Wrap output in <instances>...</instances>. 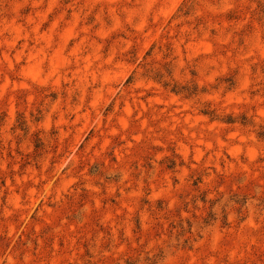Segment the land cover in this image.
Returning <instances> with one entry per match:
<instances>
[{"label":"rangeland","instance_id":"1","mask_svg":"<svg viewBox=\"0 0 264 264\" xmlns=\"http://www.w3.org/2000/svg\"><path fill=\"white\" fill-rule=\"evenodd\" d=\"M0 264H264V0H0Z\"/></svg>","mask_w":264,"mask_h":264}]
</instances>
